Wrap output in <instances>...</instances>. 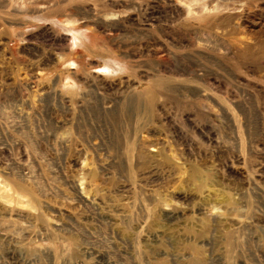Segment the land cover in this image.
<instances>
[{"label":"rangeland","instance_id":"1","mask_svg":"<svg viewBox=\"0 0 264 264\" xmlns=\"http://www.w3.org/2000/svg\"><path fill=\"white\" fill-rule=\"evenodd\" d=\"M0 264H264V0H0Z\"/></svg>","mask_w":264,"mask_h":264},{"label":"bare ground","instance_id":"2","mask_svg":"<svg viewBox=\"0 0 264 264\" xmlns=\"http://www.w3.org/2000/svg\"><path fill=\"white\" fill-rule=\"evenodd\" d=\"M188 14H190V15H191V12L189 11V12H188ZM65 32H66V31H65ZM67 32H70V30H68ZM65 35H66V34H65ZM62 36L66 38V36H64L63 34H62ZM74 39H75V38L73 37V39H72V40H74ZM240 43H241V42H240ZM240 43H239V44H240ZM239 44H238V45H239ZM241 44H243V43H241ZM235 47H236V46H235Z\"/></svg>","mask_w":264,"mask_h":264}]
</instances>
